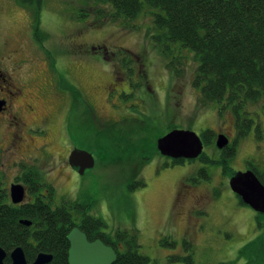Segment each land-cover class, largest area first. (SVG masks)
I'll return each instance as SVG.
<instances>
[{
    "label": "rangeland",
    "instance_id": "rangeland-1",
    "mask_svg": "<svg viewBox=\"0 0 264 264\" xmlns=\"http://www.w3.org/2000/svg\"><path fill=\"white\" fill-rule=\"evenodd\" d=\"M40 6L36 23L32 8L0 0V52L10 40L14 47L24 46L33 59L22 74L25 97L16 108L38 122L48 117V135L34 137L47 151L35 166L49 175L45 180L54 188L53 205L61 199L89 204V213L103 221L105 232L135 233L138 252L157 264H264V214L240 203L231 191L230 175L218 163L225 150L215 145L218 134L235 144L227 164L232 171L254 168L263 173L264 135L256 139L253 128L239 139L232 113L219 118L214 104L198 102V91L191 85L194 55L177 44H167L171 51L166 56L161 53L152 38L156 32L151 9L145 4L127 24L96 16L92 0H41ZM89 46L95 50L85 52ZM137 59L147 65V81L133 98L116 96L113 108L105 100V87L113 78L120 82L123 66H135ZM64 79L81 90L86 102L71 100L70 90L65 97L54 93L61 92ZM44 85L47 90L42 91ZM26 103L35 109L33 115L25 112ZM88 108L91 113L84 116ZM259 121L264 125V117ZM171 129L197 135L211 130L205 155L170 167L162 165L167 159L147 160L143 146L155 144ZM72 146L94 158L93 168L84 175L67 166ZM35 153V148L27 152ZM201 168L207 179L199 175ZM197 187L206 193L205 213L195 209L189 215L185 206L183 215L176 214V191ZM164 240L175 244H162ZM172 256H190L191 262Z\"/></svg>",
    "mask_w": 264,
    "mask_h": 264
},
{
    "label": "trees",
    "instance_id": "trees-1",
    "mask_svg": "<svg viewBox=\"0 0 264 264\" xmlns=\"http://www.w3.org/2000/svg\"><path fill=\"white\" fill-rule=\"evenodd\" d=\"M17 1L33 9L37 23L41 0ZM92 2L96 5L93 9L96 16L109 21L121 20L125 24L136 19L145 4L151 9L152 27L156 32L152 38L159 44L161 53L166 56L171 51L167 44H177L194 55L196 67L191 85L198 91V102L203 106L214 104L219 118L225 112L232 113L239 139L253 128L256 139L263 138L264 125L259 119L264 117V0ZM212 134L206 129L199 135L204 145ZM143 147L149 152V160L154 155V144ZM222 150H225L224 156L218 163L232 175L234 172L227 164L235 153V144ZM251 170L264 185V172ZM199 175L208 178L205 169H200ZM1 187L0 180V247L6 252V263H10V252L19 246L27 264L40 252L52 255L49 264H68L67 235L73 228H78L88 241L100 240L113 249L116 254L113 264H157L138 252L135 233L121 229L113 234L105 232L103 221L89 213V204L61 199L59 205H53L54 188L43 181L38 171L30 175L29 194L35 196L33 203L13 205L7 201ZM44 188L46 196L40 194ZM21 219L29 220L31 224L25 226L19 223ZM162 244L173 246L175 243L164 240ZM183 244L188 245L186 241ZM171 260L190 263L191 257L172 256Z\"/></svg>",
    "mask_w": 264,
    "mask_h": 264
},
{
    "label": "flooded vegetation",
    "instance_id": "flooded-vegetation-1",
    "mask_svg": "<svg viewBox=\"0 0 264 264\" xmlns=\"http://www.w3.org/2000/svg\"><path fill=\"white\" fill-rule=\"evenodd\" d=\"M80 44V43H79ZM96 47V46H95ZM95 47L89 46L85 52L90 53L95 50ZM0 52V180L2 183L1 189L7 201L11 202L10 199V187L11 185H21L24 189V200L28 198L27 202L24 200L19 204L13 205H22L25 203H33L35 196L33 194H29L30 191V175L35 171H38L40 177L47 184L48 173H44L41 169H38L35 165L37 161L43 156V154L47 153L45 149V145H37L34 141V137H45L49 132V124H46L44 121H47V116H44L41 121H37L32 118L29 119L27 115L24 114V111L16 108L17 102L21 101L25 97V88L23 85V77L22 74L25 72V67L28 64L33 63V59L24 53V46L18 44L17 46H12L10 40H6L3 42ZM83 51V48L81 49ZM124 58V55H123ZM121 58L120 60H123ZM138 60V59H137ZM123 78L119 79L120 82H117V78H113L112 82L109 83L105 87V100L107 104L110 102L114 108L116 96L120 97H129L132 98L137 95L138 86L141 84H145L147 81V65H143L138 63L133 65H125L123 66ZM117 74H119L117 72ZM65 80V79H64ZM61 83V92H54L61 96H67L69 90L71 91V100L72 98L75 100H80V102L85 101L83 98L81 90L72 84V86H68V81H60ZM122 84L125 85L122 87ZM146 88H149V85H145ZM42 91L47 90L46 85L41 87ZM50 91V89H49ZM65 91V92H64ZM44 94V93H43ZM70 94V93H69ZM114 96V97H113ZM82 99V100H81ZM24 110L27 114L33 115L35 113V109L32 108L31 105L25 104ZM34 110V111H33ZM90 108L84 110L86 114L84 116L90 115ZM34 117V116H33ZM140 118V117H139ZM172 130V129H171ZM169 132V131H168ZM166 134V133H165ZM163 136V135H162ZM161 137V136H160ZM159 138V137H158ZM154 155L150 156V159L160 158V160L167 161L163 162L162 165L166 167L178 165L181 161L182 163L186 161H191L193 159H174L165 155H161L156 149V139L154 140ZM30 146V147H29ZM29 147V148H28ZM28 148V149H27ZM35 148L37 153L35 154H27L29 149ZM75 146L70 148V151L74 149ZM148 152V151H147ZM149 153V152H148ZM69 155V154H68ZM67 155V159H68ZM204 152L201 153L196 159H201L204 156ZM28 158L26 161H20L25 158ZM18 158V160H17ZM220 161V160H219ZM67 166L68 160H66ZM183 163V164H184ZM203 169V168H201ZM49 176V175H48ZM203 178V177H202ZM195 181V179H193ZM200 187L195 189H178L176 191L175 198V208L176 214L183 215L186 208L188 206V213L194 211L195 209L203 211L204 206L206 205L207 198L206 193H201ZM196 190L199 193L195 192ZM195 192V193H194ZM47 190L44 188L40 193L43 196H46ZM55 195V194H54ZM191 197V198H188ZM206 200V201H205ZM55 201V199H54ZM12 204V202H11ZM182 208V209H181ZM178 210V211H177ZM180 210H182L180 214ZM179 212V213H178ZM188 222L187 226H190V216L186 218Z\"/></svg>",
    "mask_w": 264,
    "mask_h": 264
},
{
    "label": "water",
    "instance_id": "water-1",
    "mask_svg": "<svg viewBox=\"0 0 264 264\" xmlns=\"http://www.w3.org/2000/svg\"><path fill=\"white\" fill-rule=\"evenodd\" d=\"M215 145L218 149L227 147V137L218 134ZM156 149L161 155L174 159H196L203 152V142L193 131L172 129L156 139ZM68 164L79 175H84L93 168L94 158L87 151L74 148L68 155ZM228 185L243 204L264 214V185L252 170L235 172L230 176ZM10 199L12 204H19L24 200V189L21 185H11ZM19 223L25 226L31 224L26 219L19 220ZM67 240L68 264H113L116 260V254L110 246L100 240L88 241L78 228L69 232ZM5 258L6 252L0 247V264H27L24 251L19 246L10 252V263H6ZM51 260V254L40 252L30 264H49Z\"/></svg>",
    "mask_w": 264,
    "mask_h": 264
}]
</instances>
